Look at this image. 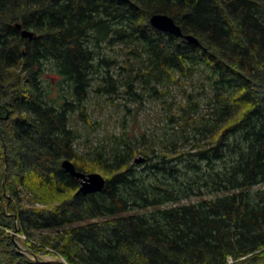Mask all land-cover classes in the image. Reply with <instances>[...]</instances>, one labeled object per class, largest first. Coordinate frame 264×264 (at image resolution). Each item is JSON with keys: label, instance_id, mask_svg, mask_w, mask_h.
Segmentation results:
<instances>
[{"label": "trees", "instance_id": "trees-1", "mask_svg": "<svg viewBox=\"0 0 264 264\" xmlns=\"http://www.w3.org/2000/svg\"><path fill=\"white\" fill-rule=\"evenodd\" d=\"M169 87L167 129L123 116L89 144L93 97L129 112ZM16 229L70 264H264V0H0V264H37Z\"/></svg>", "mask_w": 264, "mask_h": 264}, {"label": "rangeland", "instance_id": "rangeland-1", "mask_svg": "<svg viewBox=\"0 0 264 264\" xmlns=\"http://www.w3.org/2000/svg\"><path fill=\"white\" fill-rule=\"evenodd\" d=\"M186 88L188 91L190 90V88ZM160 90L161 89L158 88L159 92ZM172 100H177L183 103V98L181 97V93L178 91V89L169 87L168 93L162 97V100L161 98H147L144 96V100L142 104L138 106V109H136L135 104L129 103L128 106L130 111L126 112L123 110V107L111 105L102 98L93 97L92 102L89 104V109L92 110V121H97V123L95 124V130L91 131L89 135V144H97L99 142L98 138H103L110 132L116 134L121 132L123 130L121 123L123 116H125L126 119L125 126L130 132L132 131L131 129L136 130V127H140V130L143 131L149 129V131L151 130L152 132L157 131L161 133L163 130L168 128L167 126L172 125L169 124L167 120L168 116L176 112L175 106L169 107V103ZM118 101L124 103L122 98L117 99L115 102ZM201 114L204 115L205 111L201 110ZM132 117H134L133 121L131 120ZM134 119H137V122H134ZM149 131L146 133L149 134ZM77 148L79 151H85L86 149L83 145H78ZM138 158L144 157L140 154H136L134 156V162ZM96 173L102 174L100 171H96ZM35 238L37 240L41 239L39 235H36ZM18 242L21 246L27 248L23 241L20 240ZM67 263L70 264L69 262Z\"/></svg>", "mask_w": 264, "mask_h": 264}, {"label": "water", "instance_id": "water-1", "mask_svg": "<svg viewBox=\"0 0 264 264\" xmlns=\"http://www.w3.org/2000/svg\"><path fill=\"white\" fill-rule=\"evenodd\" d=\"M151 27L159 32L170 34L172 36L182 38L190 44L199 46L198 39L190 34H184L181 27L174 21V19L167 14H154L149 19ZM17 28H21L17 25ZM22 36L28 39L33 38V33L23 30ZM144 158H138L135 160L136 164L142 163ZM65 172H67L72 178H75L80 182L78 192L86 194H94L100 192L105 187L106 180L100 173H83L78 171L75 165L68 159L64 160L61 164ZM18 232L16 229L11 235L15 242L17 251L23 254L29 261L37 264H68L67 261L59 256H44L35 254L31 249L25 248L19 244L15 235Z\"/></svg>", "mask_w": 264, "mask_h": 264}, {"label": "built area", "instance_id": "built-area-1", "mask_svg": "<svg viewBox=\"0 0 264 264\" xmlns=\"http://www.w3.org/2000/svg\"><path fill=\"white\" fill-rule=\"evenodd\" d=\"M20 237H21L22 239H25V240H26V237H25L24 235H21Z\"/></svg>", "mask_w": 264, "mask_h": 264}]
</instances>
